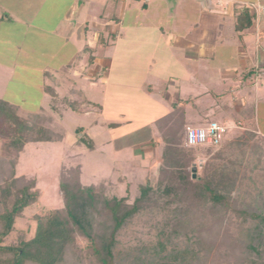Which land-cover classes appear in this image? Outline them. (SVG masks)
<instances>
[{
	"label": "rangeland",
	"instance_id": "rangeland-1",
	"mask_svg": "<svg viewBox=\"0 0 264 264\" xmlns=\"http://www.w3.org/2000/svg\"><path fill=\"white\" fill-rule=\"evenodd\" d=\"M91 3L86 9L85 0H0V15L9 16V22L0 21V99L15 106L16 113L31 124L35 121L37 126L62 135L60 142L27 143L15 158V177L19 183L34 182L39 198L15 219L12 232L0 245L32 238L35 214L63 207L58 189L60 172L78 169L83 185L102 187L106 196L126 197L129 205L139 196L140 187L151 188L143 207L116 234L115 264H142L139 257L150 264H161L172 252L185 251L187 261L183 264H264V255L257 254L264 244L263 227L256 219L239 214L243 210L264 216V90L253 93L240 114L228 112L234 126L227 127L217 146L186 147L185 127H204L207 123L199 126L184 123L178 109L156 124V138L144 136L141 137L144 143L138 144L139 140L131 137L114 140L155 111L142 101L140 106L137 99L129 97L125 101L121 98L124 96L109 93L107 90L111 89L102 81L104 66L95 63V57L103 54L108 57L113 52L118 58L130 51L126 54L130 56L126 61L129 70L135 64L141 67L132 80L142 79V73L153 67L151 60H144L147 52L141 50L143 43L145 47L151 38L161 36L158 26L163 22V26L168 24L162 26L164 37L170 39L185 25V19H180L172 6L166 18H157L155 14L156 22L155 16L143 14L149 22L146 27L139 24L141 18L128 13L122 22L127 25L121 43H132L124 49L114 41L117 26L113 24L107 32L97 31L101 37L96 39L82 29L81 39L85 36L90 49H95L92 56L88 46H83L86 41H81L77 50L75 33L67 32V26L75 22L80 21L85 27L93 21L102 25L104 18L115 15L111 9L114 3L108 0L104 6ZM86 16L91 19L87 21ZM117 19L120 21L119 16ZM85 30L88 32V28ZM103 46H110L106 53ZM155 48L157 51V44ZM218 50V60L225 68L239 64L230 51ZM138 52L143 54L141 60L133 56ZM182 61L185 64L184 59L179 60L177 69L184 66ZM116 65L114 82L123 84L130 80V76L119 71L121 61H115ZM213 80L206 85L208 89L213 85L214 97L220 90L230 91L229 81L222 82L217 75ZM206 85L201 84L203 88ZM121 88L117 89L120 93L124 91ZM46 90L53 91L57 98L53 100ZM230 100L229 95L223 99L222 111L234 109ZM134 113L138 114V122L125 123ZM223 116L224 113L218 114L214 119L225 125L220 123ZM117 123L120 124L117 129L108 127ZM81 136L92 143V150L79 142ZM9 155L7 140L0 137V159L7 160ZM165 162L172 166L167 167ZM180 173L187 175L196 189L182 184L177 178ZM203 183L222 196L223 203L214 202L202 190ZM99 222L101 219L96 217V229ZM77 240L80 247L85 245L82 238Z\"/></svg>",
	"mask_w": 264,
	"mask_h": 264
},
{
	"label": "crops",
	"instance_id": "crops-1",
	"mask_svg": "<svg viewBox=\"0 0 264 264\" xmlns=\"http://www.w3.org/2000/svg\"><path fill=\"white\" fill-rule=\"evenodd\" d=\"M106 1L107 0H105V2ZM108 1L112 4L114 3V5L111 6V9L112 13L115 14V17L109 16L104 18V22L101 23L102 25H99L97 21H93L89 24V27H85V25L79 21L67 26V32L70 31L68 32L69 34L75 33L73 37L76 39L75 45L77 46V50L82 46L80 44L81 41H83V43L86 41L85 36L81 39V33L86 31L88 35L92 34L96 39L97 36L101 37L100 30H104L105 32L109 31L112 26L111 24L117 26L116 30L113 32V38H115L114 41H116V45L122 44L124 46L122 49H124L129 43H132L131 41L121 43L122 40H124L122 38L124 28L126 27L124 25H127L122 24V22L124 23L125 17L128 13H130V16L141 18L139 24L146 26L149 24L148 19L142 16L149 14L150 16H155L154 21L156 22V15L157 18L160 19L166 18L170 16L168 14V8L170 9L174 6L176 8L175 11L179 13L180 19L181 17H184L185 19L183 23L185 25L180 27L179 30H176V35L170 39L164 37L163 27H167L168 24L166 23L164 24L165 26H163V22L158 26L160 27L158 35L161 36L158 38H156V36L151 38L149 40L150 42H148V44L146 43L145 47V43H143L144 45L141 50L145 53L147 52V56L144 57V60H151L153 62V67L151 70L148 68V70L146 69V71L142 73V75H144L142 79L140 78L137 81L136 79L132 80L134 76L139 75L141 67L135 64L129 70L126 61L128 59L127 57H130L127 56L131 53L130 51L126 52L127 55L122 53L121 56L118 57L119 59L113 52L108 57H106L105 54L98 58L95 57V63H101L102 66H104L103 71H105V78L102 81L104 82L105 87L107 86L108 89H111L107 90L109 93L122 95L124 97L121 98L125 101H128L129 97L132 100L137 99V104L140 106L142 102L144 105L149 104L148 109L155 111L152 114L150 113L147 117L148 119L145 121L142 120L135 126H132L128 131L119 135L114 140L131 137L133 139H138V144L144 143V140L142 141L141 137H150L149 139L156 138V124L160 120L168 118L172 111L177 109L179 110V114L184 123L189 122L188 124L196 126L209 122H216L214 118H216L218 114L224 113L222 122L220 123L231 128V126L234 125L230 122L231 120H229L228 112L232 111L233 114H240L245 108L250 96L255 92H261L260 90H264V0ZM91 2L97 4V6H104L105 4V2L100 3V1L96 0H85V4H83L84 7L89 9L91 4H93ZM193 8H195V11ZM243 8H248L249 11L253 13V22L249 28L242 31H236L235 17ZM4 15L5 14L0 15V21L4 20L9 22V16ZM117 16H119L120 21L117 19ZM97 17L101 16L97 15ZM86 19L89 21L91 17L86 16ZM27 21H29V17L27 18ZM171 22H173V20H171ZM153 24L156 25V23ZM118 25H120V27ZM85 28H88V32ZM153 28L156 29V27ZM82 29L84 30L83 32ZM62 30L65 31V28ZM91 30L92 32H90ZM96 42L97 41L95 40V44ZM156 44L157 51L155 48ZM85 45L88 46L90 54L93 56L92 50L95 49H90V43L87 41L83 46ZM151 45H154V47L150 48L149 46ZM102 48L103 52L106 53L110 46H103ZM218 48L230 51V54H232L233 57L232 59H235L239 64L227 66V68H225L220 64V60H218L217 54L220 52ZM178 50H180V52H176ZM89 51L86 53L89 54ZM141 55L143 54H140L139 52L133 53V56H136L138 60L142 59ZM76 58L77 55L70 60V64ZM181 59H184L185 64L183 61L182 64L187 68L184 66H182L181 69L176 68ZM117 60L121 61L119 71L122 72L123 75L126 74L131 77L130 80L127 79L122 82L123 84H120V81L116 83L114 82L117 81L114 79V71L118 66H115V61ZM95 66H97V64H95ZM215 67V73L209 71V69H214ZM249 71H253L254 73H250ZM244 73L246 75L245 77ZM215 75L218 76L220 81H229V83L233 85L228 87L230 88V91H226V89L224 91L220 90L223 94L216 93V97L213 96V93H215V90L212 89L213 85L209 89L206 85L207 81H209V83L214 81L213 79ZM256 81L258 84H256ZM201 84L206 86L203 88ZM118 86H121V90H124L122 93L117 91V89H119ZM219 89H221V86H218V90H216L219 92ZM134 93H138L139 95L134 96ZM228 95L234 109L222 111L220 106L221 108L223 107L222 101L224 98H227ZM259 103L261 104L262 102L259 101ZM208 113L210 115L207 117ZM131 118H128L125 123L135 124V121L138 122V114L134 113ZM119 126V123L108 125V127H113V129H117Z\"/></svg>",
	"mask_w": 264,
	"mask_h": 264
},
{
	"label": "trees",
	"instance_id": "trees-1",
	"mask_svg": "<svg viewBox=\"0 0 264 264\" xmlns=\"http://www.w3.org/2000/svg\"><path fill=\"white\" fill-rule=\"evenodd\" d=\"M253 18V13L248 8H243L235 17L236 31L249 28ZM100 39L98 42L103 45ZM46 91L51 94L53 100L57 98L53 91ZM16 110L15 106L0 99V137L7 140L10 152L7 160L0 159V244L12 232L15 219L39 198L34 182L19 183V179L15 177V158L27 143H54L62 140V135L37 126L35 121L31 124L27 119L20 117ZM76 132H79V129ZM79 142L88 149H93L87 138L81 136ZM12 155L13 158H10ZM165 165L172 166L167 162ZM79 176L78 169L60 172L58 189L63 207L35 214V231L29 240L19 238L9 246L0 245V264H84L82 261L86 264H115L113 251L116 234L125 222L143 207L151 188L148 185L140 187L139 196L129 205L126 197L106 196L102 187L83 185ZM177 178L185 186L196 187L184 173H180ZM202 185V190L210 194L214 202L223 203L222 196L216 194L208 184ZM239 214L256 219L264 230V216L261 213L248 214L242 210ZM96 217L101 219L98 229L94 227ZM78 237L84 240L83 247L79 246ZM249 249L257 250L252 246H249ZM260 253L264 255V244L261 252L257 250V254ZM157 261L155 259V262ZM186 261L187 251L172 252L165 262L160 263L183 264ZM138 262L150 264L140 257Z\"/></svg>",
	"mask_w": 264,
	"mask_h": 264
},
{
	"label": "built area",
	"instance_id": "built-area-1",
	"mask_svg": "<svg viewBox=\"0 0 264 264\" xmlns=\"http://www.w3.org/2000/svg\"><path fill=\"white\" fill-rule=\"evenodd\" d=\"M227 127L217 122H209L204 127H185L184 145L186 147L196 146H217L224 134Z\"/></svg>",
	"mask_w": 264,
	"mask_h": 264
}]
</instances>
